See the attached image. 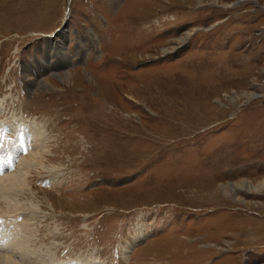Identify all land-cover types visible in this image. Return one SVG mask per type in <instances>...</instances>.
Here are the masks:
<instances>
[{
    "label": "rangeland",
    "instance_id": "374dc122",
    "mask_svg": "<svg viewBox=\"0 0 264 264\" xmlns=\"http://www.w3.org/2000/svg\"><path fill=\"white\" fill-rule=\"evenodd\" d=\"M68 1L0 0V256L264 264V0Z\"/></svg>",
    "mask_w": 264,
    "mask_h": 264
},
{
    "label": "bare ground",
    "instance_id": "6f19581e",
    "mask_svg": "<svg viewBox=\"0 0 264 264\" xmlns=\"http://www.w3.org/2000/svg\"><path fill=\"white\" fill-rule=\"evenodd\" d=\"M65 25V24H64ZM64 56H62V58H64L63 60H65L64 62H67L69 59H68V57L65 55V54H63ZM70 63V62H69ZM55 71V70H54ZM38 75L39 74H37V76H29V74H28V77H32V79H34L35 77L37 78L38 77ZM66 76H62V78L61 79H64V80H68V74L66 73L65 74ZM26 77V80L28 81L29 79L31 80V78H27V76H25ZM32 81V80H31ZM42 82V81H41ZM28 83H29V81H28ZM28 83H27V86H28ZM43 88H48V86H49V84L46 82H42L41 84H40ZM50 89V88H49ZM3 113V112H2ZM26 127V126H25ZM29 127V126H28ZM35 128V127H34ZM30 129V128H29ZM33 129V128H32ZM11 132H13V134H14V136L16 137V139H17V143L21 140V138H19L18 137V133H16V131H11ZM29 133H30V136H31V138H34V137H36V132L35 131H33V130H31V131H29ZM41 134V133H40ZM22 135V134H21ZM23 139V138H22ZM22 142V141H21ZM26 144L27 143H25V144H23V150L24 149H27L26 150V152H28V149H29V146L28 147H26ZM30 144H33V148H34V144H36V143H30ZM16 145V144H15ZM21 145V144H20ZM6 146V145H5ZM35 149H34V152H33V154L30 156V158H29V160H30V162H32V163H30V162H28L27 160H24L23 161V163H22V165L21 166H19V169H18V171L16 172V173H14V172H11L7 177H5V178H1L0 179V196L2 195V196H4V198H5V200H9V198H11L12 196L14 197H16V196H20V194H21V189H23V188H25V176L28 174V169L30 170V168L32 167V166H38L39 165V163H38V161L40 160V158H41V156H43L42 155V153H44L43 151H42V149L40 148L41 147V144H36L35 145ZM44 150V149H43ZM14 153H15V151L14 150H12V152H11V156H14ZM45 154V153H44ZM8 157V156H7ZM42 159V158H41ZM7 161H10L9 160V158H8V160ZM11 167V164L10 165H8V167H6L5 165L2 167V169H9ZM1 170V169H0ZM244 184L245 183H242V187H241V189H246V187H244ZM231 192V191H230ZM7 198V199H6ZM3 199V198H2ZM14 201V200H13ZM11 203V202H10ZM13 204V203H12ZM2 234V233H1ZM7 238L8 237H6V240H7ZM12 240V239H11ZM2 242V241H1ZM26 243V242H25ZM6 244V243H5ZM9 244V243H8ZM7 245V244H6ZM9 247V246H8ZM27 254L24 252V254H23V256H26ZM25 258V260H27V258L26 257H24ZM39 261V260H38ZM41 262V261H40ZM0 264H17L15 261H13L10 257H2V256H0Z\"/></svg>",
    "mask_w": 264,
    "mask_h": 264
},
{
    "label": "water",
    "instance_id": "95a60500",
    "mask_svg": "<svg viewBox=\"0 0 264 264\" xmlns=\"http://www.w3.org/2000/svg\"><path fill=\"white\" fill-rule=\"evenodd\" d=\"M57 31H59V29ZM56 32L53 35H50V36L48 35L47 37H54L56 35Z\"/></svg>",
    "mask_w": 264,
    "mask_h": 264
},
{
    "label": "snow or ice",
    "instance_id": "6c2138e0",
    "mask_svg": "<svg viewBox=\"0 0 264 264\" xmlns=\"http://www.w3.org/2000/svg\"><path fill=\"white\" fill-rule=\"evenodd\" d=\"M3 147V145L2 144H0V148H2Z\"/></svg>",
    "mask_w": 264,
    "mask_h": 264
}]
</instances>
